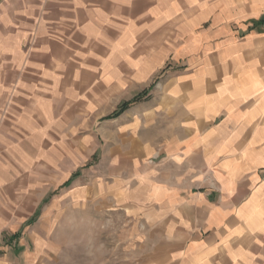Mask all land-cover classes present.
Listing matches in <instances>:
<instances>
[{
  "label": "crops",
  "instance_id": "crops-1",
  "mask_svg": "<svg viewBox=\"0 0 264 264\" xmlns=\"http://www.w3.org/2000/svg\"><path fill=\"white\" fill-rule=\"evenodd\" d=\"M116 1L129 19L187 31L144 110L147 136L111 150V179L136 193L122 203L144 255L152 264H264V0H0V58L27 60L44 30L98 29L94 5L112 4L113 14ZM4 250L0 264H9Z\"/></svg>",
  "mask_w": 264,
  "mask_h": 264
},
{
  "label": "rangeland",
  "instance_id": "rangeland-1",
  "mask_svg": "<svg viewBox=\"0 0 264 264\" xmlns=\"http://www.w3.org/2000/svg\"><path fill=\"white\" fill-rule=\"evenodd\" d=\"M104 5L93 7L94 32L44 30L27 60L0 58V249L9 264L154 259L123 207L136 193L111 179L119 172L111 150L129 151L133 133L147 136L144 110L187 31L163 29L152 16L129 19L121 1L113 14Z\"/></svg>",
  "mask_w": 264,
  "mask_h": 264
},
{
  "label": "trees",
  "instance_id": "trees-1",
  "mask_svg": "<svg viewBox=\"0 0 264 264\" xmlns=\"http://www.w3.org/2000/svg\"><path fill=\"white\" fill-rule=\"evenodd\" d=\"M119 112V111H118ZM114 115H118V113H115ZM75 175V174H74ZM73 175V176H74ZM19 235H18V232H15V233H13V236L12 237H10V240H13V239H15V238H17Z\"/></svg>",
  "mask_w": 264,
  "mask_h": 264
}]
</instances>
